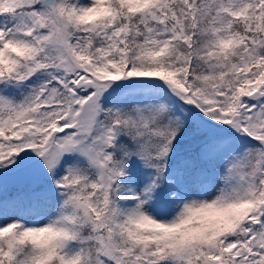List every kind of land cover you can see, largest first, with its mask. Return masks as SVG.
I'll list each match as a JSON object with an SVG mask.
<instances>
[{"label": "snow or ice", "instance_id": "1", "mask_svg": "<svg viewBox=\"0 0 264 264\" xmlns=\"http://www.w3.org/2000/svg\"><path fill=\"white\" fill-rule=\"evenodd\" d=\"M0 264H264V0H0Z\"/></svg>", "mask_w": 264, "mask_h": 264}]
</instances>
